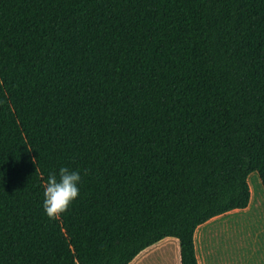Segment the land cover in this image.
<instances>
[{"label":"trees","instance_id":"16d2710c","mask_svg":"<svg viewBox=\"0 0 264 264\" xmlns=\"http://www.w3.org/2000/svg\"><path fill=\"white\" fill-rule=\"evenodd\" d=\"M81 174L58 219L51 173ZM264 187V0H0V264H127ZM59 178V177H58Z\"/></svg>","mask_w":264,"mask_h":264},{"label":"crops","instance_id":"0c3cea01","mask_svg":"<svg viewBox=\"0 0 264 264\" xmlns=\"http://www.w3.org/2000/svg\"><path fill=\"white\" fill-rule=\"evenodd\" d=\"M248 184L250 200L246 207L235 208L215 215L198 225L193 234L197 264H264V247L256 249L253 254L242 251L239 242L230 236L232 216L250 215L255 224L264 221V187L257 171L249 173ZM259 220V221H258ZM224 230L227 235H224ZM127 264H181L180 240L166 236L142 249Z\"/></svg>","mask_w":264,"mask_h":264},{"label":"clouds","instance_id":"9594fccd","mask_svg":"<svg viewBox=\"0 0 264 264\" xmlns=\"http://www.w3.org/2000/svg\"><path fill=\"white\" fill-rule=\"evenodd\" d=\"M81 179L78 170H72L66 166L60 167L58 173L49 175L47 182L43 185V208L49 219H58L68 210L79 196L78 185Z\"/></svg>","mask_w":264,"mask_h":264},{"label":"rangeland","instance_id":"374dc122","mask_svg":"<svg viewBox=\"0 0 264 264\" xmlns=\"http://www.w3.org/2000/svg\"><path fill=\"white\" fill-rule=\"evenodd\" d=\"M252 211H248L245 214H235L232 216V228L230 236L234 241H238L242 251L247 248L249 254H253L256 249L261 246L264 247V221L263 225L255 224L250 215ZM259 221V220H258ZM224 235H227V231L224 230Z\"/></svg>","mask_w":264,"mask_h":264}]
</instances>
